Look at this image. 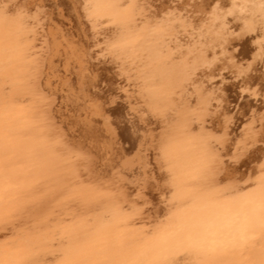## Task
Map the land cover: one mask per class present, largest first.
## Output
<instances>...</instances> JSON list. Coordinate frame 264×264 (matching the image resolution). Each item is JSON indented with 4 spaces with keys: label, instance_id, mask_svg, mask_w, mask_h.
I'll use <instances>...</instances> for the list:
<instances>
[{
    "label": "bare ground",
    "instance_id": "6f19581e",
    "mask_svg": "<svg viewBox=\"0 0 264 264\" xmlns=\"http://www.w3.org/2000/svg\"><path fill=\"white\" fill-rule=\"evenodd\" d=\"M138 20L142 26L136 24ZM127 51L129 57L125 54L119 68L135 74L123 71L121 77L116 56L121 53L123 57ZM0 56L4 57L0 58V73L4 75L0 84L7 85L5 81L11 79L17 86L15 90L10 87L11 96L6 94L9 108L5 114L0 110L3 152L27 149L15 163L14 157L0 160V177H5L0 185L17 177L23 180L0 187V198L27 192L22 198L0 199V228L29 221L56 192L59 196L77 183L68 187L58 184L74 172V168H64L70 164L61 161L65 154L77 155L74 166H84L83 171L91 173L93 179L112 175L123 192L138 189L142 195L138 204L145 203L154 217L162 208L158 207L157 195L169 181L164 177L172 162L169 158L178 150L180 156L173 159L183 160L180 162L186 166L182 169L178 164V171L185 174V168L196 163L202 166L197 165L203 169L200 175L205 171L210 174L214 168L217 176L210 175V180L232 181L239 187L240 182L253 179L264 158V0H0ZM133 59L145 61L138 65ZM130 61L133 66H128ZM134 75L139 76L130 83L145 87L141 93V85L136 87L135 98L125 94L130 85H123L124 78ZM2 87L0 93L4 92ZM8 101L28 103L29 112L23 120L10 117L9 113L18 110L10 108ZM18 123L21 128L16 132ZM33 127L40 129L39 136L21 139ZM49 139L55 142L53 147ZM193 146H198L193 152L200 153L198 159L193 158L197 153L190 156ZM189 156L195 163L188 161ZM14 164L19 167H9ZM164 179L167 183L163 184ZM184 184H188L186 180ZM56 186L55 191H49ZM43 189L50 192L49 196L34 202ZM80 189L84 202L73 212L78 216L103 204L114 208L117 201L125 200L122 196L98 195L97 188ZM203 198L193 200L203 202ZM74 200L63 203L68 208ZM184 201L190 202L188 198ZM34 206L36 209L30 210ZM197 207L186 216L204 211L186 220L189 227L185 225L169 240L146 243L150 247L143 253L140 250L135 260L129 257L137 250H128L134 241L127 238L135 231L118 230L130 219L115 228H108L110 221L103 224L99 218L77 221L78 226L69 227L63 234L62 238L70 235L68 239L74 241L61 254H72L78 247L79 255L74 261L68 259L69 264H187L183 258L189 252L185 250L193 251L200 244L191 234L213 225L204 224L203 218L230 211L223 212L214 204ZM252 208L248 210L252 215L261 209ZM15 209L19 210L10 213ZM183 232L185 239L181 240L177 235ZM34 236L22 243L23 249L18 247L19 252L0 261L52 264L50 250L35 254L24 250L34 244H51L36 239L39 232ZM104 255L110 258L101 261Z\"/></svg>",
    "mask_w": 264,
    "mask_h": 264
},
{
    "label": "rangeland",
    "instance_id": "374dc122",
    "mask_svg": "<svg viewBox=\"0 0 264 264\" xmlns=\"http://www.w3.org/2000/svg\"><path fill=\"white\" fill-rule=\"evenodd\" d=\"M139 22H140V24H138ZM136 24L142 26V22L139 20L136 22ZM128 53L130 54V51L129 52L127 51V53L124 52L123 57H122L121 53H120V55L119 54L117 55V56H119V58H117V56H116V60L120 59L119 63L121 65V66L116 65L118 70H120L119 67H122L121 62L122 61L124 62L123 59L125 58V54L128 56ZM0 58H4V57L0 56ZM143 58L144 57H142V59ZM121 59H122V61H121ZM137 60L138 59H136V62L134 60V62L137 63ZM145 60H147V58ZM138 61H139V63H137L138 65H141L140 63H144V61L142 62L140 59ZM131 63H133V62L130 61L128 66H133L134 63L132 65H131ZM138 65L135 64V66H138ZM126 70L127 69L122 70L121 73L119 72L120 76H121V74H123V71H126ZM126 72H125V74L127 75L131 71L127 72V73ZM131 73H133V72H131ZM133 74H135V72ZM3 76L4 75L2 73H0V78H2ZM135 76L136 75H134L130 78H126V80L129 83H127V81L125 80V78L123 76V78H124L123 85H125V84L130 85V86H127L128 88L123 86L124 88H127V92L125 90V94L128 96L131 95L130 97L134 96L133 98L136 97L138 92L141 93V91H144L143 89H145V87L142 86L143 84L139 83L141 85L140 86L138 84V86H140L139 88H141V89L143 88V89L141 90L138 88L140 91L138 90V92H137L136 87H138V86L135 85V87H134V84H132L133 82L130 83V80L132 81V78L136 79V77H138L139 75H137L136 77ZM121 77H119V78H121ZM140 78H142V77L140 76L139 78H137L138 81ZM12 81H15V80L10 79L9 82L12 83ZM5 82H6V84L7 83L8 84L7 85H3V83L0 84L1 87L2 86H4V87L9 86L7 88L2 87L4 92L0 93V96L4 95L1 98L5 97V99L1 100V101H4L3 104H5L4 107H2V105L0 106V110H3L2 114H5V111L7 110V108H9L8 104H6L7 103V101H6L7 95L6 94L11 96L13 92L10 90L12 89V87L13 88L17 87V86H13V84H15L16 81H15V83L13 82L12 84H10L8 81H5ZM135 83L137 84V81ZM10 87H11V89H10ZM132 88H134L135 91H132L133 90ZM15 89L16 88H14V90ZM17 89H19V88H17ZM123 89H122V91L124 92ZM129 91L133 92V93H129ZM8 100H10L9 97H8ZM9 102L10 101H8V103ZM12 103L11 104L13 106L15 105L17 107H12V105L10 104V108L16 109L18 111H14L12 113H9L11 115V116L9 115L10 117H13V118L18 117V119L21 117L20 119H22V117H24L25 114L27 112H29V108L26 107L28 105L27 102H24L23 104H21V102H18L17 105L14 102H12ZM18 105H19V107H18ZM26 117H28V116H26ZM10 119H8L6 122H8ZM33 122H36V120H34ZM18 124L19 125H17L14 129L16 132L19 131V129L21 128V124L20 123H18ZM32 129L33 130H31V132H25L24 134H22L21 139H23L24 141H26V140L28 141V140L37 138L39 136L40 129L36 130L34 127ZM3 132H4V130L2 131V133ZM2 135H0V153H3V156H0V160H4V159L10 158V157H14V159H15L14 163H15L17 161L16 159L20 158L21 155H24L27 149L25 151L12 149L10 152H8L9 154H7V152H3V144H2V142H3L2 137L3 136ZM23 136H25V137H23ZM16 137L20 138V136H16ZM39 139L43 140V137H41V138L39 137ZM22 143H24V142L22 141ZM48 144L53 147L55 145V142H53L49 139ZM7 146L8 145L5 143L4 148L6 149ZM193 147H195V148L190 147L191 149H193L192 152H190L191 157H193L194 154L197 153V152L196 153H193V152H194V149H196V147L198 148V146H193ZM187 148L188 147H186V149ZM190 148H188L187 150H189ZM186 149L184 148V151ZM177 150L178 149L176 148V150L174 149V150H172V152L177 151ZM196 150L198 151V149H196ZM199 150H201V149H199ZM18 151H20V152H18ZM178 152H180V150H178L177 153ZM57 153H55V154H57ZM177 153L176 154L174 153L176 156L171 154V157L169 158V160L171 159L172 162L168 163V166H167L168 168L166 171L167 174L165 173L166 175L164 177L166 180L170 181V182L168 181V183H170V185L164 179L163 184L166 182L169 185V188H168L167 184H166L167 186L164 184V186H165L164 190L159 192L157 195V199H158V201H160V206H158V207H160V208L162 207V208L156 217L151 216L149 214V212H147V210H146L147 205L145 203L138 204V201L140 199H142V195L138 189H135L134 191L130 190L127 193H125V192H123L122 187L119 186V182L115 176L111 175L108 177H101V178L99 177L97 179H93L90 177L91 173H88V172L86 173L83 171L84 166H81V167L78 165L74 166V161H76L77 157H78L77 155L65 154L64 156H61L60 154H58L61 156V161L64 164L70 163L69 165L65 166L64 168H66V169L67 168H74V172H73L74 176L71 175L64 181V183L58 182V184H60L64 187H68L71 183H75V182H77V183L74 184L71 187V189L63 192L59 196H57L59 194V192L58 193L56 192V194L53 195L52 201H50L49 204L42 206L40 209L35 210L37 206H34L32 209H30V210H35V214L33 217L30 218L29 221L27 220L24 223L18 222L14 225H9L6 227L1 226V228H0V259L6 258L5 256H7L9 254H15V253L19 252L20 250L18 249V247L23 249L22 243L25 240L35 238L34 234L39 232V236H37L36 239H45L46 242L50 241L51 244H45V245L34 244V245H31V247H26L27 249L24 248V250L25 251L30 250V251L34 252V254H35L38 250L41 251L43 249H48V250H50V253L48 255H50V259H53L52 264H62V263H64V261L66 262V260H67V262L64 264H69L68 259H70V262L72 260L74 261V258L77 257V255H79L78 252H76V251H78V247L72 249V250H75V252L72 251V254L67 253L66 255H62L61 252H64V250L67 249V246H69L74 241L73 239H68L70 237V235L67 237V239H64L62 237H63V234L68 231L69 227L78 226L76 222L79 220H86L87 221L89 219H93L94 221H97L99 218V220H101L103 224L110 221V224H108V228H112V227L115 228L117 225L122 224L126 220L130 219L129 224H127L126 226H121L118 230L122 231L125 229V230L135 231L134 234L127 236L128 240L134 241V245L131 247H128V250H131V249L137 250V254H133L129 257V259H131V260L137 259L139 256V253L141 251L143 253L144 252L143 250L150 247V246H148V247L145 246L146 243L153 242L152 240H158V239L159 240L160 239L166 240L168 238V240H169L170 238H173L174 235H176V233L182 231V229L185 227V225L187 227H189L187 221L189 222V219L196 218L197 214L203 212L204 210H200L199 212L194 213L195 215H192L194 218L191 216H186V214H188L189 211L195 209V207L198 208L197 206H201L202 204H206V206L214 204V205H216V207H218L223 212L230 209V211H231L230 214L232 216H235L236 221H238L235 224V226H236L235 230H238L240 224L250 218L249 216H251L252 214L249 213L248 210L251 207H253L252 209L255 210L256 208H254V206H256L257 209L261 208L260 212L257 216L258 220L254 221V222L264 223V158L263 159L261 158L262 161L260 163H258V165H257L258 167L255 170L256 173H254V175L252 176L253 179L252 180L250 179L248 182H247V180L240 182L239 185L240 184L241 185L239 187V186L233 184L232 181H223V182L220 181L219 182L217 180H210L211 176H214V177L217 176V174L216 175L214 174V168L212 169L210 174H206L205 173L206 171H205V172H202V175H200L201 170H203V169L199 168L198 166H200V165L196 164L194 161H193L195 163L194 167L190 166L189 168H185L186 169L185 174L183 173V170H181L182 172L178 171L181 168L184 169L183 167H186V166H184V162L181 163L183 160L180 159L181 162L179 160H178L179 161L178 162L177 160L173 159V158H177V156H180V154L178 153V155H177ZM199 154L198 153L196 154L197 158L196 157H193V158L198 159L199 157H201V155L198 157ZM190 156H189V159L191 158ZM189 159H188V161L190 162L192 158L190 160ZM188 161H185V162H188ZM193 162L191 161V163H193ZM180 163L182 165H180ZM173 164H174L176 171L173 170L174 167L172 168ZM178 164L181 168L176 169ZM27 165H32V164L27 163ZM9 167L10 168H18L19 166L14 164L13 166H9ZM200 167H202V166H200ZM193 168L196 169L195 172H194ZM4 169L9 170L8 167H4ZM171 169L173 170L174 173H172ZM188 169H190V170L188 171ZM197 169L198 170L201 169L200 172ZM2 171H3V169H2ZM168 171H169V174H168ZM190 171L193 174L194 173L195 174L192 175V173H190ZM23 173H25V171H23ZM203 173L206 174V177H202V176H205V175H203ZM182 175H184V176H182ZM185 176H188V179ZM195 176H196V178L194 179ZM1 178H5V177H0V179ZM184 179L186 180V182L188 184H186V185L184 184V182H185ZM192 180H194V183L191 182ZM38 181H39V179H38ZM0 182H3V181L0 180ZM21 182H23V180L18 179V177H17V178H15V180L10 181V183L0 185V187H10V186H14V184H16V183H21ZM35 182H37V181H35ZM180 182H182V183H180ZM29 183H31V182H28V184ZM187 185H189V186H187ZM83 187L92 188V189H90L92 191L95 190L94 188H97V190H95L96 191L95 193H97L98 195L107 194V195H112V196H116V197L122 196V197H125V200L117 201L114 208L108 204H103L102 206H100V208H96L94 210L91 209L89 211V213H87L83 216H78V215H75V213H73V212L77 211L76 209L79 208V206H77V204L84 202V200H81V197H80L81 194H83L80 188H83ZM241 187H243V188H241ZM28 188H30V187H28ZM56 189H57V186H56V188L55 187L51 188L49 191L50 192L55 191ZM49 191L45 190V189L40 190L39 193L36 194L34 202L36 200H40L41 198L46 199L49 196L48 194H50ZM26 194H27L26 191L20 192V193H11V194H9V196H3L0 199H3L4 201H6V200H9L11 197L22 198ZM200 196L204 197L202 200L203 202H201V201L196 202L193 200V199L200 197ZM251 196H253V197H251ZM69 198H71V199L75 198V200L68 205V208H66L67 206L65 207L63 201L67 200ZM185 198H188V201H190V202L185 203V201H184ZM29 203L30 202L27 201L25 204H29ZM8 204L12 205L13 202H10ZM19 209L12 210L10 213L15 212ZM221 213L214 215L213 217L219 216ZM131 216H132V218H131ZM44 223H47V224H45L46 225L45 227H42L41 225H44ZM190 223H189V225H191ZM92 224L90 226H92ZM37 225H40V226L38 227ZM211 228H212L211 226H206L205 231L206 230L211 231L214 229H217V230L223 229L224 230L221 233H218V236L221 239L211 240L204 247L195 248V249H193V251L192 250L189 251V253H187V255H185L186 258L185 257L183 258V260L185 262L187 261L186 262L187 264H233V263H237V264H264V230L247 232L244 235H239V234H243L242 233L243 231H240V233H236V234L230 233V235H229L228 232L230 231V229H229L230 226L217 225V227L214 226L213 229H211ZM32 229H34V230H32ZM184 233L185 232L179 233L180 235H177L179 237V239H180V237H182L181 240L183 239L184 236H182V235ZM123 236L126 237L125 234ZM115 237H119V234H117ZM235 238H237V240H234ZM184 239H185V237H184ZM186 239H189V237L187 238V236H186ZM223 239H227V241H223ZM230 240L233 241L234 243L231 242ZM244 242H246V243H244ZM35 247H37V249H35ZM21 251H23V250H21ZM222 254H225L227 256V259L224 261L216 260L217 256L222 255ZM109 258H110V256L104 255L102 257L101 261L108 260Z\"/></svg>",
    "mask_w": 264,
    "mask_h": 264
},
{
    "label": "flooded vegetation",
    "instance_id": "af4514ba",
    "mask_svg": "<svg viewBox=\"0 0 264 264\" xmlns=\"http://www.w3.org/2000/svg\"><path fill=\"white\" fill-rule=\"evenodd\" d=\"M259 212H260V210L257 211L256 214L252 215V217L250 216L249 219H247L246 221L242 222V224L239 226L238 230H235L236 229L235 224L238 221H236V217L235 216H232L230 214V211L225 213V214H221L219 216H216V217H213L214 214H210L208 217L205 216L203 218V223L204 224H206V223L213 224V225H210L211 227H214L216 225H227V226H230V228H229L230 231L228 232L229 235H230V233H235V234L236 233H240V231H242V230H244L243 231L244 233L242 234V235H244L247 232L264 230V223L254 222V221L258 220L257 216H258ZM239 229H240V231H239ZM222 231H224V230L223 229H221V230L214 229V231L206 230V231H201V232H197L196 231L195 233H192L191 234V238H193L194 240H198L197 242L200 243V244L197 243L198 245H196L195 248L204 247L211 240L221 239L218 236V233H221ZM236 231H238V232H236ZM234 240H237V238H235ZM223 241H227V239H223ZM244 243H246V242H244ZM187 251L189 252V250H185V252H187ZM226 259H227L226 256L218 255L216 260L224 261ZM233 264H237V263H233Z\"/></svg>",
    "mask_w": 264,
    "mask_h": 264
},
{
    "label": "snow or ice",
    "instance_id": "6c2138e0",
    "mask_svg": "<svg viewBox=\"0 0 264 264\" xmlns=\"http://www.w3.org/2000/svg\"><path fill=\"white\" fill-rule=\"evenodd\" d=\"M0 264H3V261H0Z\"/></svg>",
    "mask_w": 264,
    "mask_h": 264
}]
</instances>
